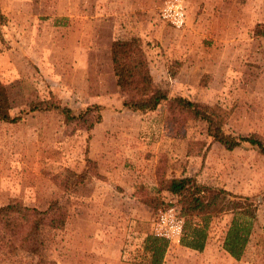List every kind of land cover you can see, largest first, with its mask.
<instances>
[{
	"label": "rangeland",
	"instance_id": "1",
	"mask_svg": "<svg viewBox=\"0 0 264 264\" xmlns=\"http://www.w3.org/2000/svg\"><path fill=\"white\" fill-rule=\"evenodd\" d=\"M166 1L0 0V80L20 116L0 119V207L18 200L45 210L57 201L68 211L63 228L46 232L41 255L0 239V264H143L160 212L181 209L159 175L261 201L259 148L228 150L201 119L171 122L166 102L145 113L124 107L111 47L140 38L170 98L185 96L226 132L264 141V0H197L191 9L185 0L181 29L162 19ZM51 96L73 119L30 111ZM231 217L212 218L203 251L169 242L162 264H264V203L240 260L223 247Z\"/></svg>",
	"mask_w": 264,
	"mask_h": 264
},
{
	"label": "trees",
	"instance_id": "2",
	"mask_svg": "<svg viewBox=\"0 0 264 264\" xmlns=\"http://www.w3.org/2000/svg\"><path fill=\"white\" fill-rule=\"evenodd\" d=\"M6 15L0 8V26L5 24ZM111 58L117 84L124 93V107L145 113L155 111L164 102L167 103L171 122H182L189 118L201 119L207 124L208 135L213 141L220 142L226 149L233 150L243 142L259 148L264 154V141L256 133L233 135L223 128L222 121L212 112L203 109L185 96L170 98L168 91L158 86L149 66V60L138 37L115 40L111 47ZM7 87L0 80V119L16 122L20 116L10 113V105L5 101ZM58 110L68 119H73L72 110L51 96L39 100L30 111ZM159 183L163 190L179 198V215L184 218L181 243L183 246L203 251L208 243L210 222L215 215L232 213L224 237V249L236 260L245 254L253 234L259 205L264 203L257 198L237 195L225 189L209 190L198 183L193 176L161 177ZM68 211L57 201L50 203L47 209L30 207L18 200H11L0 207V239L6 248H21L32 253L42 254L45 234L48 230L65 226ZM169 241L156 234H150L144 241L143 264H162ZM38 264H55L41 259Z\"/></svg>",
	"mask_w": 264,
	"mask_h": 264
},
{
	"label": "built area",
	"instance_id": "3",
	"mask_svg": "<svg viewBox=\"0 0 264 264\" xmlns=\"http://www.w3.org/2000/svg\"><path fill=\"white\" fill-rule=\"evenodd\" d=\"M161 17L177 29L184 28L188 18L185 0H167L161 8ZM183 225L184 218L176 213L174 208H169L158 215L155 234L169 242L181 243Z\"/></svg>",
	"mask_w": 264,
	"mask_h": 264
},
{
	"label": "crops",
	"instance_id": "4",
	"mask_svg": "<svg viewBox=\"0 0 264 264\" xmlns=\"http://www.w3.org/2000/svg\"><path fill=\"white\" fill-rule=\"evenodd\" d=\"M188 2L191 4L190 5V9H191V7H193V5L197 2V0H188ZM191 11V10H190ZM129 30V29H128ZM124 33V32H123ZM168 60V58L166 59V61ZM153 65V64H152ZM152 74H153V77H154V80H157V78L158 77H160V75H158V73L156 72H154V71H152Z\"/></svg>",
	"mask_w": 264,
	"mask_h": 264
}]
</instances>
